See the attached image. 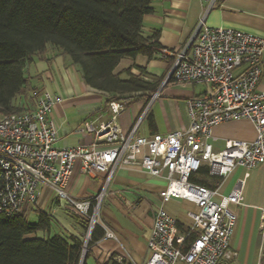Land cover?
<instances>
[{
    "label": "built area",
    "instance_id": "1",
    "mask_svg": "<svg viewBox=\"0 0 264 264\" xmlns=\"http://www.w3.org/2000/svg\"><path fill=\"white\" fill-rule=\"evenodd\" d=\"M204 1L206 11L186 42L177 50L164 51L173 61L162 84L170 80L182 86L205 87L202 93L186 100V128L166 134L137 133L149 104L158 96L156 91L129 130L123 131L114 123V117L125 106L111 100L107 104L109 120L98 126L86 120L75 130L93 134L90 144L56 147L58 134L50 114L60 99L44 88L34 109L0 113V213L13 215L25 202L35 204L38 185L53 190L85 225L83 259L96 225L103 228L106 238H115L98 221L113 172L116 168L139 166L149 175L167 181L158 193L160 203L154 209L147 239L149 256L144 264H220L221 258L228 263L234 260L237 252L230 248V238L236 215L230 205L243 204L242 186L235 184L222 194L217 187L189 178L206 167L209 176L222 181L235 168L264 164V90L257 88L264 62V37L229 27L207 26L204 19L215 0ZM239 67L244 69L236 75L234 70ZM239 119L252 123L254 138L225 139L223 147L214 150L213 128ZM76 160L84 174H105L96 195L76 199L66 191L65 183ZM172 199L185 200L196 207L186 212L191 223L179 233L178 219L165 209ZM260 210L259 229L264 237V209Z\"/></svg>",
    "mask_w": 264,
    "mask_h": 264
},
{
    "label": "crops",
    "instance_id": "2",
    "mask_svg": "<svg viewBox=\"0 0 264 264\" xmlns=\"http://www.w3.org/2000/svg\"><path fill=\"white\" fill-rule=\"evenodd\" d=\"M206 7L207 2L204 0L153 2L152 11L143 17L141 31L146 37L157 33L158 42L163 47L162 52L152 59L144 55H137L133 59L123 58L116 66L114 71L120 73L122 78L126 76L124 70L130 69L132 74L137 75L141 68L149 76L161 80L156 90L158 96L149 104L138 126V134H166L175 129L186 128V100L202 93L205 87L200 85L196 90L197 84L182 86L173 81L162 84L173 61L164 51L177 50L186 42ZM204 21L209 27H229L264 37V0H215ZM243 69L244 67H239L234 73L237 75ZM26 70L29 72V83L24 89L26 94L20 96L19 101L28 110L36 107L37 98L44 88L60 99L53 105L50 114L58 134L55 146L90 144L94 140L93 134H81L75 130L86 120H92L98 126L111 118L105 95L85 85L79 67L50 46L34 57L26 65ZM33 87L36 89L31 97L29 89ZM257 88L264 90V62ZM148 99L137 97L127 103L121 101L125 107L113 119L116 126L123 131L129 130ZM254 135L252 123L245 119L216 125L212 130L213 149H221L225 139L251 141ZM104 177V173H82L80 162L76 160L66 180L65 189L76 199L92 197L101 189ZM166 182L165 178L151 176L139 166L115 169L98 213L99 224L111 230L115 238L103 235L93 242L87 250V264H109L110 258H120L127 264H144L149 256L147 239L154 209L160 203L158 193ZM235 184L242 186L243 204L230 205L236 215L230 248L237 255L228 264H264V237L259 229L260 209H264V164L254 168H235L216 187L220 193L227 194ZM37 192L36 203H27L20 210L25 217L36 222L38 212H44L51 218V233L72 235L83 240L85 225L82 220L63 201L58 200L53 190L38 185ZM165 209L178 219L179 233L191 223L186 212L195 211L196 207L185 200L172 199L165 204Z\"/></svg>",
    "mask_w": 264,
    "mask_h": 264
},
{
    "label": "trees",
    "instance_id": "3",
    "mask_svg": "<svg viewBox=\"0 0 264 264\" xmlns=\"http://www.w3.org/2000/svg\"><path fill=\"white\" fill-rule=\"evenodd\" d=\"M158 0H0V113L28 110L19 97L26 94V65L54 48L79 67L82 81L111 100L130 102L156 92L160 79L139 68L135 75L114 70L121 59L162 52L157 33L142 34L143 17ZM148 77V79H145ZM172 81L167 80V83ZM35 87L30 88L31 97ZM190 181L215 188L220 177L209 176L206 167ZM41 233V236L37 234ZM104 235L96 225L87 248ZM82 240L51 233V218L38 212L29 221L20 211L0 213V264H87L81 256ZM109 264H127L110 258Z\"/></svg>",
    "mask_w": 264,
    "mask_h": 264
},
{
    "label": "rangeland",
    "instance_id": "4",
    "mask_svg": "<svg viewBox=\"0 0 264 264\" xmlns=\"http://www.w3.org/2000/svg\"><path fill=\"white\" fill-rule=\"evenodd\" d=\"M25 75L28 77V75H29V72H27V70H25ZM30 79H32V77L30 78ZM201 86L200 85H196V90L197 89H199ZM27 206V203L25 202L23 205H22V207L21 208H25ZM41 233H38L37 235L38 236H41L40 235ZM219 263L220 264H226V263H228V262H226L225 260H223L222 258L219 260Z\"/></svg>",
    "mask_w": 264,
    "mask_h": 264
}]
</instances>
